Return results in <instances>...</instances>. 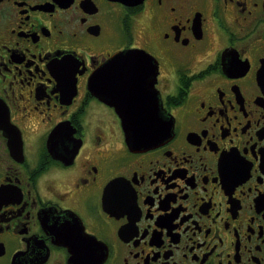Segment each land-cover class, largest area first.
Here are the masks:
<instances>
[{
  "label": "flooded vegetation",
  "instance_id": "af4514ba",
  "mask_svg": "<svg viewBox=\"0 0 264 264\" xmlns=\"http://www.w3.org/2000/svg\"><path fill=\"white\" fill-rule=\"evenodd\" d=\"M0 264H264V0H0Z\"/></svg>",
  "mask_w": 264,
  "mask_h": 264
},
{
  "label": "water",
  "instance_id": "95a60500",
  "mask_svg": "<svg viewBox=\"0 0 264 264\" xmlns=\"http://www.w3.org/2000/svg\"><path fill=\"white\" fill-rule=\"evenodd\" d=\"M136 52L130 51L127 54H122L115 57L114 59H128L134 58ZM102 75V72H99L97 76ZM161 117V116H160ZM169 134L167 129H155L151 131H128L126 132L127 140L130 145L136 147L144 146L145 144H156L158 141L165 139Z\"/></svg>",
  "mask_w": 264,
  "mask_h": 264
}]
</instances>
